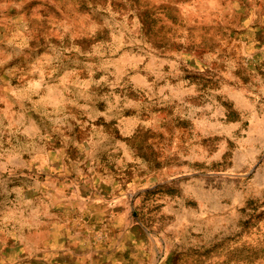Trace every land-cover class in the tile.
Returning a JSON list of instances; mask_svg holds the SVG:
<instances>
[{
  "label": "rangeland",
  "instance_id": "1",
  "mask_svg": "<svg viewBox=\"0 0 264 264\" xmlns=\"http://www.w3.org/2000/svg\"><path fill=\"white\" fill-rule=\"evenodd\" d=\"M0 264H264V0H0Z\"/></svg>",
  "mask_w": 264,
  "mask_h": 264
}]
</instances>
